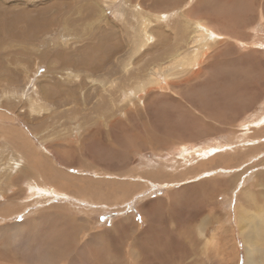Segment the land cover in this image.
Returning a JSON list of instances; mask_svg holds the SVG:
<instances>
[{
  "label": "rangeland",
  "instance_id": "rangeland-1",
  "mask_svg": "<svg viewBox=\"0 0 264 264\" xmlns=\"http://www.w3.org/2000/svg\"><path fill=\"white\" fill-rule=\"evenodd\" d=\"M258 212L264 0H0V264H264Z\"/></svg>",
  "mask_w": 264,
  "mask_h": 264
},
{
  "label": "bare ground",
  "instance_id": "bare-ground-1",
  "mask_svg": "<svg viewBox=\"0 0 264 264\" xmlns=\"http://www.w3.org/2000/svg\"><path fill=\"white\" fill-rule=\"evenodd\" d=\"M51 3V2H50ZM53 6H56L55 8H56V11L54 10H52L51 8L53 7ZM33 7H34V5H33ZM36 7H38V5L36 6ZM51 7V8H50ZM59 7H60V9H59ZM72 7H73V5H72V3H66V2H61L60 3V6H58L57 5V3H54V2H52V4L50 5V4H48V7H38L39 9H41L40 11H37L38 13V17H37V20H34L33 21V23H32V21H30V22H27V24H26V28L31 32V31H34V30H37V29H39L38 30V32L40 31V32H42V34H41V36H43V35H45V34H53V33H55L56 32V30H57V32L58 33H61V34H66V30H64V29H66V25L65 24H63V22L64 23H67V22H65V20L62 22H60V19L58 20V15L61 13L62 14V12L63 11H65L64 9L66 8V10H70L71 11V9H72ZM90 6H88V8H89ZM37 8V9H38ZM54 9V8H53ZM22 10V9H21ZM29 10H30V8H29ZM58 10H60V13H59V11ZM73 10V9H72ZM80 10V9H79ZM31 11H33L32 9H31ZM69 11V12H70ZM26 12H28L27 10H22L21 12L19 11L18 12V15L21 17V16H23L24 15V13H26ZM48 12V13H47ZM66 12V11H65ZM65 12H63V13H65ZM33 13V12H32ZM29 14V13H28ZM54 14V17H53V20L51 19V15H53ZM41 16V17H40ZM61 16V15H60ZM64 17V16H63ZM175 17V16H174ZM24 18V17H23ZM60 18V17H59ZM24 19H26V18H24ZM34 19V18H33ZM157 19V18H156ZM5 20V19H4ZM9 20V19H8ZM21 20V19H20ZM28 20V19H27ZM200 20V19H199ZM16 23H18L17 22V20L15 19L14 20ZM13 21V22H14ZM23 21V20H22ZM10 22V21H9ZM59 22V23H58ZM147 22V21H146ZM23 23V22H22ZM36 24V25H35ZM199 25V24H198ZM13 26V25H12ZM36 26V27H35ZM7 27V26H6ZM65 27V28H64ZM201 27V26H200ZM3 28H5V27H3ZM8 28V27H7ZM50 28V29H49ZM198 29V28H197ZM23 30V29H22ZM76 30V29H75ZM202 31V30H201ZM17 32V31H16ZM21 32H23V31H21ZM36 32V31H35ZM203 32V31H202ZM210 30H209V32H207V33H209L210 34ZM7 33V32H6ZM20 33V32H19ZM33 32H31V37H34L33 36V34H32ZM37 33V32H36ZM212 34L214 33V32H211ZM15 34V33H14ZM198 34V33H197ZM214 34H216V33H214ZM24 35V34H23ZM36 35V34H35ZM69 35V34H68ZM102 35V34H101ZM15 36H17L16 34H15ZM75 36V35H74ZM183 36V35H182ZM199 36H202V33L199 35ZM18 37V36H17ZM197 37H198V35H197ZM197 37L195 38V40H197ZM213 37V36H212ZM19 38V37H18ZM23 38H25V37H23ZM41 38H43V37H41ZM67 38V37H66ZM69 39H71V38H69ZM25 40V39H24ZM36 40V39H35ZM42 40V39H41ZM28 41H30V40H28ZM106 41H108V39H106ZM198 41V40H197ZM24 42H26V41H24ZM57 42V41H56ZM62 42H63V40H62ZM65 43V45H66V41H64ZM195 42V41H194ZM27 43H29V42H27ZM34 44L35 43V41H34V38L32 39V42L31 43H29V44ZM107 43V42H106ZM197 43V42H196ZM57 44L58 43H55V39H54V46H57ZM69 45V44H68ZM104 45V44H103ZM113 48V47H112ZM115 51V50H114ZM134 51V50H133ZM59 53H64V51L62 50V51H60ZM104 54V53H103ZM109 53H106V59H107V61L109 62H111V57L109 58V56L110 55H108ZM108 55V56H107ZM192 55V54H191ZM47 58L48 57H45V58H43V59H41L42 60V62L44 63V62H47ZM119 59V58H118ZM185 62V61H184ZM191 62H195V58H193L192 59V61ZM128 63V62H127ZM182 63V62H181ZM149 68V67H148ZM174 68V67H173ZM123 71V70H122ZM156 71V70H155ZM154 72V71H153ZM166 72H168V71H166ZM194 73V72H193ZM123 74V73H122ZM174 75V74H173ZM153 81H150V82H156V79L155 78H153L152 79ZM112 81V80H111ZM117 82V81H116ZM130 82V81H129ZM157 83V82H156ZM105 84V83H104ZM121 84V83H120ZM129 84V83H128ZM147 84H149V83H147ZM153 84V83H152ZM46 87V86H45ZM84 87V86H83ZM42 90H44L43 88H42ZM51 91V90H50ZM70 92V91H69ZM45 93V92H44ZM43 94V93H42ZM62 94V93H61ZM49 95V94H48ZM50 95H51V93H50ZM64 95V94H63ZM73 95V94H72ZM39 96V95H38ZM53 96V95H52ZM65 97V96H64ZM41 98V97H40ZM47 98V97H46ZM48 98H50V97H48ZM60 98H62V96H60ZM66 98V97H65ZM38 99V98H37ZM51 99V98H50ZM49 99V101H51ZM68 99V98H67ZM118 99V98H117ZM48 100V99H47ZM57 100V99H56ZM56 100H54V102L56 101ZM43 101V100H42ZM33 103V102H32ZM47 103V102H46ZM58 103H59V101H58ZM34 105V104H33ZM38 105V104H37ZM96 105V104H95ZM43 106V105H42ZM49 106V105H48ZM99 108V107H98ZM101 109V108H100ZM31 110V109H30ZM102 111V110H101ZM44 117V116H43ZM113 122V121H112ZM84 124V123H83ZM114 129V128H113ZM84 131H85V129H84ZM10 135V133L8 134V136L7 137H10L9 136ZM18 137V136H17ZM11 138V137H10ZM232 143V142H231ZM57 145V144H56ZM200 147V146H199ZM74 149V148H73ZM200 149V148H199ZM202 149V148H201ZM219 149V148H218ZM32 150V149H31ZM197 150V149H196ZM192 151V150H191ZM31 155V154H30ZM182 155V154H181ZM191 155H192V153H191ZM195 155V154H194ZM39 156V157H38ZM40 156L41 155H39V154H37V155H32L31 156V159H32V166L33 165H35V166H38V165H40V163L42 162L41 161V159H40ZM193 156V155H192ZM188 159V158H187ZM195 160H197V158L195 159ZM200 160V159H199ZM189 161V160H188ZM192 161V160H191ZM205 161V160H204ZM170 162V161H169ZM197 162H199V161H197ZM31 163V162H30ZM204 163V162H203ZM52 164V163H51ZM31 166V165H30ZM169 166V165H168ZM38 168V167H37ZM23 170V169H22ZM23 172H25V170L23 171ZM18 173H20V172H18ZM26 174H30V173H26ZM36 174H37V172H36ZM38 175V174H37ZM36 175V176H37ZM34 177V176H33ZM43 177V176H42ZM30 180H31V177H30ZM37 180V179H36ZM32 181H33V179H32ZM40 181V180H39ZM43 181V180H42ZM61 182V181H60ZM29 183L30 184H32L30 181H29ZM34 184V183H33ZM38 184V183H37ZM35 186H36V184H35ZM37 187V186H36ZM39 187V186H38ZM30 188H33V187H30ZM42 188V187H41ZM48 189H50L49 187H47ZM37 189V188H36ZM54 189V188H53ZM62 189V188H61ZM55 191V190H54ZM43 193H44V190L42 191ZM46 192V191H45ZM40 193V192H39ZM42 193V194H43ZM48 194H49V192H47ZM9 194V193H8ZM52 194V193H51ZM44 195H46V194H44ZM64 213V212H63ZM257 218H259V220L261 221V225H259V227H260V229H262V227H263V225H264V216H263V213L262 212H258L257 213V216H256ZM248 225V224H247ZM258 225V224H257ZM246 226V225H245ZM259 233V232H258ZM261 233V232H260ZM251 236H252V234H251ZM260 236V235H259ZM258 236V237H259ZM257 238V237H256ZM261 240V239H260ZM257 243H258V241H256ZM256 242H254V241H252L251 239H250V241H248L247 242V245H248V247H249V258L248 259H250L248 262H249V264H254V261H253V254H254V249H255V245H256Z\"/></svg>",
  "mask_w": 264,
  "mask_h": 264
}]
</instances>
